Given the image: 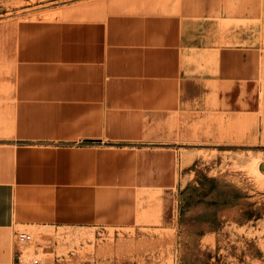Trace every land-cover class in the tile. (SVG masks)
<instances>
[{
	"label": "crops",
	"instance_id": "0c3cea01",
	"mask_svg": "<svg viewBox=\"0 0 264 264\" xmlns=\"http://www.w3.org/2000/svg\"><path fill=\"white\" fill-rule=\"evenodd\" d=\"M11 62L0 264L22 228L83 242L137 225L143 196L173 195L191 141L220 144L222 116L264 115V0L21 23Z\"/></svg>",
	"mask_w": 264,
	"mask_h": 264
},
{
	"label": "rangeland",
	"instance_id": "374dc122",
	"mask_svg": "<svg viewBox=\"0 0 264 264\" xmlns=\"http://www.w3.org/2000/svg\"><path fill=\"white\" fill-rule=\"evenodd\" d=\"M178 1L0 0V137L11 119L7 78L18 24L166 12ZM263 117L222 116L220 144L191 141L173 195L143 196L150 214L135 226L91 229L83 242L69 229L22 228L32 241H15L20 264H264Z\"/></svg>",
	"mask_w": 264,
	"mask_h": 264
},
{
	"label": "built area",
	"instance_id": "2783aa9c",
	"mask_svg": "<svg viewBox=\"0 0 264 264\" xmlns=\"http://www.w3.org/2000/svg\"><path fill=\"white\" fill-rule=\"evenodd\" d=\"M32 241V235L26 232H19L16 234V242L18 244H27ZM15 264H20L19 256H16ZM32 264H38V260H34Z\"/></svg>",
	"mask_w": 264,
	"mask_h": 264
}]
</instances>
